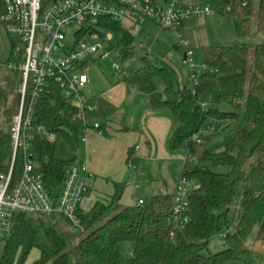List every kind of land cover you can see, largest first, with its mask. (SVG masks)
I'll list each match as a JSON object with an SVG mask.
<instances>
[{
  "label": "trees",
  "instance_id": "obj_1",
  "mask_svg": "<svg viewBox=\"0 0 264 264\" xmlns=\"http://www.w3.org/2000/svg\"><path fill=\"white\" fill-rule=\"evenodd\" d=\"M183 1L208 3L228 16L236 39L233 45L203 49L207 69L198 76L195 94L190 88L177 89L172 73L155 66L148 52L139 57L141 67L123 68L122 81L147 94L154 109L169 108L177 120L170 143L173 148L186 147L183 176L197 183L189 192L190 222L172 235L174 195H156L143 205L123 206L120 200L126 184L114 182L110 198L78 212L79 225L59 214L14 215L10 234L0 240L4 242L0 264H224L247 259V241L255 227V238L264 240V41L253 48L245 41L255 33L264 34V0L257 6L251 0ZM5 12L0 0L3 26ZM99 27L84 29L79 37L110 31L120 35L119 62L124 65L135 57V36L121 23L104 18ZM13 47L12 41L7 64L15 60ZM21 83L18 70L0 73V122L4 125H0V175L12 168L11 185L15 186L25 158L31 157L47 189L58 196L67 169L79 164L84 129L94 122L102 128L115 107L92 96L95 110H85L78 117L77 105L52 82L37 100L32 120L33 127L44 132L35 135L27 150L19 148L13 161L11 123L19 108ZM214 88L219 92L205 109L200 95ZM30 99L27 92L26 110ZM243 116V126L231 130ZM216 124L224 131L230 129L218 144L215 127L211 131ZM48 134L54 139L50 141ZM217 234L224 237L226 248L210 253L209 239ZM123 242L133 243L128 261L119 247ZM34 250L38 256L29 261Z\"/></svg>",
  "mask_w": 264,
  "mask_h": 264
},
{
  "label": "built area",
  "instance_id": "obj_2",
  "mask_svg": "<svg viewBox=\"0 0 264 264\" xmlns=\"http://www.w3.org/2000/svg\"><path fill=\"white\" fill-rule=\"evenodd\" d=\"M6 12L2 17L4 28L9 36L15 37L13 53L15 60L7 64L12 71H20L22 83L19 91L21 99L16 114L12 117L11 135L14 143L13 161L19 148L27 150L35 135L44 132L42 127H33L35 105L40 95L54 82L71 98L78 107V117L85 110H95L85 91L89 83L86 63L110 57L113 34L101 35L99 32L79 33L90 27H99L101 19L128 25L143 24L147 21L173 34L177 44L184 50L183 62L189 69L191 91L195 86L205 64L198 65L193 49L185 42L182 27L184 21L194 17L211 16L210 4L184 2L183 0H3ZM77 30L70 36L71 26ZM72 37V38H71ZM145 49L146 46L141 44ZM146 48L145 52L150 53ZM115 70L122 69L120 62H113ZM31 99L26 110L25 97ZM201 106L203 104L201 103ZM204 108V106H203ZM89 130L102 132L98 122L84 129L82 141L86 140ZM51 141L54 137L47 135ZM193 139L200 143L198 135ZM188 155V153H187ZM181 167L171 210V225L174 231L184 228L190 222L188 180L183 176ZM12 168L8 174L0 175V240L8 236L13 227L16 214H39L50 216L59 214L73 224L79 225V202L86 191L89 170L86 163L70 166L58 196L46 187L42 175L34 168L31 157L25 158L20 180L11 185ZM143 201L139 205H143Z\"/></svg>",
  "mask_w": 264,
  "mask_h": 264
},
{
  "label": "crops",
  "instance_id": "obj_3",
  "mask_svg": "<svg viewBox=\"0 0 264 264\" xmlns=\"http://www.w3.org/2000/svg\"><path fill=\"white\" fill-rule=\"evenodd\" d=\"M143 27L148 33H162L150 21L140 26L132 24L129 31L136 37ZM190 27V24H183V32L186 34ZM141 44L146 46L145 49ZM170 44L172 46V42ZM173 46L177 49L176 44ZM139 47L143 52L146 48L152 51L144 41L139 43ZM179 58L186 66L183 52ZM87 90L92 91V96H99L114 105L115 112L111 120L102 125L101 133L89 130L86 140L81 142L78 163L87 164L89 176L86 191L79 202V211L87 212L96 201L110 198L115 192L114 182L126 184L120 200L123 206H136L140 201L146 203L156 195H174L187 150L186 147L171 146L170 139L177 128L172 111L167 107L154 109L147 94L136 86L126 84L122 78L105 79L104 83L96 82L95 85L90 79ZM222 238L216 252L226 248ZM258 245L264 246V241L256 239L244 262L236 260L224 264H255L250 263V257Z\"/></svg>",
  "mask_w": 264,
  "mask_h": 264
},
{
  "label": "rangeland",
  "instance_id": "obj_4",
  "mask_svg": "<svg viewBox=\"0 0 264 264\" xmlns=\"http://www.w3.org/2000/svg\"><path fill=\"white\" fill-rule=\"evenodd\" d=\"M252 3L257 6L260 0H251ZM197 2V1H191ZM211 5V4H210ZM213 12L211 16L208 17H199L194 16L184 21V24H190L191 27L187 28V33L184 34L186 44H190V48L195 51L196 63L198 65L202 64L204 59L203 49L205 47H213V46H230L236 41V39L232 35V21L228 16H224L213 8L211 5ZM122 25L126 29H130L126 21L122 23ZM135 26V25H134ZM140 26V24H139ZM157 28V27H156ZM158 29L162 32L161 35H157V31H153L148 33V30L145 27L142 28V31L135 37L134 42V53L135 57L128 61L126 64L122 65V69L115 70L112 66L113 62H119V53L121 49L120 43V35L113 34V40L111 41V50L110 57L107 59H96L86 63V71L89 75V78L93 81V84L99 82L104 83V80H112L113 78H122L123 76V68H139L141 67V61L139 57L144 54V52L140 49L139 43L144 41L150 45V58L153 64L159 68L169 70L174 77V84L177 89L185 87H191V78L188 72V68L182 64L181 58H179L180 53H184V50L181 46L177 44V41L173 34L163 28L158 26ZM77 30L76 26H71L68 28V35H72ZM183 31V27H182ZM72 38V37H71ZM15 37H11L6 32L3 25H0V73L6 72L8 70L7 66V58L11 51V42L15 41ZM245 41L249 44L251 48L254 47L255 44L261 43L264 41V34L255 33L252 37L245 39ZM172 42V46L170 44ZM174 44L177 45V49H174ZM170 45V46H169ZM178 76V77H177ZM177 77V78H175ZM177 80V81H176ZM185 84H182L184 83ZM218 88L210 89L200 95V101L203 104L205 109H208L213 105V99L218 94ZM86 96L89 98L92 97V91H85ZM246 121V116L240 119V121L236 124H233L232 129H239L243 126ZM0 125L3 124L0 122ZM4 127V125H3ZM215 127V128H214ZM214 128V131H213ZM211 131L217 134V141L215 143L218 144L222 139V136L227 135L230 132L228 130H222L221 125H213ZM211 146V145H208ZM224 170V169H222ZM197 186L195 181H188V187L193 189ZM62 221V219H61ZM258 230V226L255 227L252 231L251 237L248 242V247L252 250V245L256 241V233ZM223 240L221 234L213 235L209 239V250L210 253H215L218 244ZM264 241V240H261ZM4 247V242L0 241V258L2 255ZM120 249L124 251L126 254V261L129 258V252L133 248L132 242H123L119 245ZM221 250V249H220ZM217 250V251H220ZM38 256V252L36 250L32 251L29 255V261L33 260ZM254 262L255 264H264V246L258 245L256 249L253 251L252 256L250 257V263Z\"/></svg>",
  "mask_w": 264,
  "mask_h": 264
}]
</instances>
